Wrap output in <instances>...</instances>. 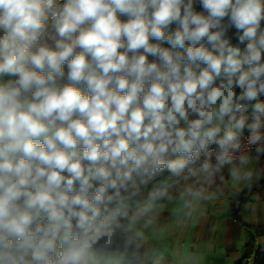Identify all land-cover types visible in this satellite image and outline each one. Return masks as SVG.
Returning a JSON list of instances; mask_svg holds the SVG:
<instances>
[{
	"label": "clouds",
	"instance_id": "9594fccd",
	"mask_svg": "<svg viewBox=\"0 0 264 264\" xmlns=\"http://www.w3.org/2000/svg\"><path fill=\"white\" fill-rule=\"evenodd\" d=\"M261 161L264 0H0V264H156Z\"/></svg>",
	"mask_w": 264,
	"mask_h": 264
},
{
	"label": "crops",
	"instance_id": "0c3cea01",
	"mask_svg": "<svg viewBox=\"0 0 264 264\" xmlns=\"http://www.w3.org/2000/svg\"><path fill=\"white\" fill-rule=\"evenodd\" d=\"M254 167H264V161ZM247 190L243 183L234 186L226 177L222 193L201 203L203 215L197 211L178 222L166 210L161 218V226L165 228L163 238L149 236L146 243V246L158 248L156 262L236 264L255 228H263L255 245L264 246V181ZM245 194L248 200L238 201Z\"/></svg>",
	"mask_w": 264,
	"mask_h": 264
},
{
	"label": "trees",
	"instance_id": "16d2710c",
	"mask_svg": "<svg viewBox=\"0 0 264 264\" xmlns=\"http://www.w3.org/2000/svg\"><path fill=\"white\" fill-rule=\"evenodd\" d=\"M252 187H248V190L252 189ZM247 190V191H248ZM248 194L242 196L238 201H247ZM248 229V226H247ZM254 231L250 234L247 243L245 244L244 253L241 259L236 264H249L250 260H252V264H264V246L255 245L256 238L262 234L263 228H255ZM156 264H171L169 260H165L163 262H156Z\"/></svg>",
	"mask_w": 264,
	"mask_h": 264
},
{
	"label": "rangeland",
	"instance_id": "374dc122",
	"mask_svg": "<svg viewBox=\"0 0 264 264\" xmlns=\"http://www.w3.org/2000/svg\"><path fill=\"white\" fill-rule=\"evenodd\" d=\"M249 264H252V260H250Z\"/></svg>",
	"mask_w": 264,
	"mask_h": 264
}]
</instances>
